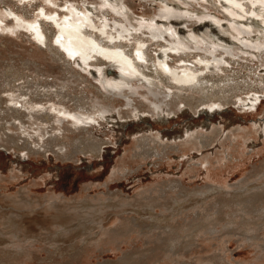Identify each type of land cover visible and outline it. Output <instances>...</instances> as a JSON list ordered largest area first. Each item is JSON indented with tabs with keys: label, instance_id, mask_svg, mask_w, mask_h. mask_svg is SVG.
<instances>
[{
	"label": "bare ground",
	"instance_id": "obj_1",
	"mask_svg": "<svg viewBox=\"0 0 264 264\" xmlns=\"http://www.w3.org/2000/svg\"><path fill=\"white\" fill-rule=\"evenodd\" d=\"M0 1L9 4L11 0ZM38 1L40 4L34 16L22 10L0 9V30L3 32L7 28L15 33L21 31L36 45H46L55 58L61 61L64 70L81 79L79 86L82 83L87 87L91 84L101 94L96 97L76 94L72 98L76 100V105L69 106L64 101L69 95L65 91L69 83H62L54 91L48 88L42 93H28L24 90L26 85L14 84L3 78L9 87L0 90V93L3 91L7 94L0 95V116L10 122L8 129L15 131V134H2L0 146L7 148V145L12 144L36 154L43 149L44 152L52 150L58 156L68 159L75 158L79 152H98L101 143L92 133L93 127L88 125L93 123V126L106 117L105 113L114 108L112 98L115 99V96L125 97L127 105L132 109L137 101L135 94L139 92L135 89V81L147 87L149 95L154 96L155 99H151L150 103H143L152 114L167 110L173 112L184 104L195 109L202 105L214 109V106H224L229 102L243 107L255 102L248 103V99L257 100V96L252 93L257 90L255 85L247 84L242 88L236 74L219 73L229 72L224 65L232 64L227 54H232L235 48L238 50L236 44L241 48L251 47L260 55L264 53V0H206L210 7L220 11L219 15L224 20L211 12L189 10L179 3L169 5L167 0H164L159 15L145 19L133 17L125 0H100L99 3L87 0ZM181 2L189 4L188 0ZM199 8L200 11L208 9L205 4ZM214 9L211 11L214 12ZM9 16L13 18L6 20ZM196 17L203 22L205 18H210L217 32L211 33L212 28L199 31L200 27L193 26L194 29L189 25L190 22L186 26L180 21L188 29L181 34V28L170 25L176 19ZM158 18H161V25L157 24ZM4 21H10L11 27L6 23L3 26ZM221 34L229 38H223ZM152 47L156 51L154 55L150 54ZM249 53L252 56L254 54ZM104 64L112 67L108 71L114 72L115 69V75L109 77L110 80L106 78L108 73L102 67ZM238 64L242 65L239 61ZM14 73L15 70L10 68L3 77L10 79ZM89 75L97 82H92ZM65 77L69 79V76ZM76 78L74 82H77ZM231 81L236 83L231 84ZM45 85L57 86L58 83L53 81ZM249 91L251 93L247 96H241ZM93 98L96 103L88 109L84 99ZM97 103L101 104L97 106ZM74 129L78 130L74 133L78 136L67 133L75 132ZM48 133L50 136L46 137ZM194 135L196 133H191L189 137ZM156 136L143 135L138 145L140 150L136 154L143 156L152 151L157 153ZM22 137L23 142L19 143L18 138ZM205 137L210 136L198 132V138ZM29 138L33 141L29 142ZM33 142L35 146L31 145ZM55 146H58L57 150ZM260 173V178L264 180V170ZM257 180L258 183L250 184L246 180L239 186L211 184L202 190L181 191L182 194L177 196L176 185L164 184L158 189L152 188L151 194L136 204L148 211V218L125 215L126 207L134 204V201L123 196L118 198L117 194H109L112 195L109 201L103 197H86L70 203V199L65 196L59 198L53 195L41 200L23 193L11 196V203L16 209L11 216L24 218L41 208L83 214L86 215L85 219H89L87 221H91V225L87 221L81 223L85 236L71 243L67 249L56 250V256L50 255V264H61L57 260L58 256L80 259L94 244L104 241L115 243L134 233L144 236L151 234L162 243L127 254L120 264H141L147 258L158 257L161 252L162 258L175 260L191 252L199 240L205 237L218 240L220 251L225 250L224 244L230 243L235 235L264 249V181L259 182V178ZM154 191L157 195L153 194ZM190 200L194 202L187 205L186 202ZM157 207L170 212L157 215ZM97 213L100 214L96 216ZM113 216L119 218V223L115 227H108V221ZM12 222L0 226V264L19 263L22 257L32 252L30 247L38 241L37 237H34L35 240L31 236L21 238L22 232L19 233L18 225Z\"/></svg>",
	"mask_w": 264,
	"mask_h": 264
},
{
	"label": "rangeland",
	"instance_id": "obj_2",
	"mask_svg": "<svg viewBox=\"0 0 264 264\" xmlns=\"http://www.w3.org/2000/svg\"><path fill=\"white\" fill-rule=\"evenodd\" d=\"M87 1L99 3L100 0ZM167 1L169 5L179 3L189 10L211 12L224 20L219 15L220 11L210 7L206 0H199L200 2L188 0L189 4L182 3L183 0ZM38 2V0H11L7 4L6 1H0V9L22 10L34 16L40 4ZM125 3L133 17L145 19L159 15L165 2L164 0H125ZM204 4L208 9L200 11L199 6ZM48 8L53 9L51 6ZM211 9H214V12ZM12 18L13 16H9L6 20ZM209 19L205 18L203 22L197 17L195 19L181 18L174 20L170 25L184 29L181 34L188 30L184 27V23L186 26L191 25L192 28L193 26L200 27V30L212 28L211 33L217 32V28ZM158 21L157 24L161 25V18H158ZM188 22H190L189 25ZM5 23L11 27L10 21H4L2 25L5 26ZM0 32V76H2L0 90L9 87L3 82V78H7L14 84L26 85L24 90L28 93L31 91L42 93L48 88L54 91L57 87H61L59 85L62 83H69V88L65 89L69 95L64 98L69 106L76 105V100L72 99L76 94L84 97L87 95L96 97L99 93L101 94L100 90L91 84L88 87L84 83L79 86L81 79L71 76V73L64 70L65 67L61 65V61L55 58L54 53L46 45H36L21 31L15 33L6 28ZM221 36L229 38L225 34ZM236 46L238 50L235 48L232 54H227L232 64L224 65L229 72L218 73L236 74L237 81L242 83V88L247 84L255 85L254 88L257 90L252 93L254 92L257 96V100L248 99V103L255 101L250 105L239 107L238 104L229 102L224 106H214V109L207 105L195 109L184 104L173 112L167 110L164 113L152 114L144 104L150 103L151 99H155L154 96L149 95L147 87L135 81V89L139 92L135 94L137 101L134 102L132 109L127 105L125 97L115 96V99L112 98L114 108L105 113L106 117L93 126V123L88 125L93 127L92 133L101 143L98 152H79L75 158L68 159L62 155L58 156L52 150L44 152L43 149L36 154L12 144H9L10 148H8L9 145L6 142L7 148L0 146V226L13 221L18 225L19 233L23 234L21 238L25 236H31L33 240H35L34 237L38 238L35 246L30 247L32 252L22 257V261L16 264H50L52 261L50 255L56 256V250L67 249L71 243L85 236L81 223L89 219H85L86 215H78L75 212L65 213L41 208H37V211L24 218L13 217L11 215L16 212V209L11 203V196L28 193L34 199L44 200L56 195L59 198L65 196L70 199V203H74L86 197H103L109 201V196L117 194L118 198L123 196L127 200L134 201V204L126 207L125 215L148 218V211L136 204L150 195L152 188L158 189L164 184L176 185L175 196H177L185 191L202 190L211 184L239 186L246 180L248 184L258 183V178L259 182L260 180L263 182L259 174L264 170V53L260 55L251 47L241 48L239 44ZM241 49L243 52L240 51ZM249 52L254 53L253 56ZM155 53V48L152 47L150 54ZM238 61L242 65H239ZM102 67L108 73H106L107 80H110L109 77L115 75V69L113 68L114 72L108 71L112 68L108 64ZM10 68L15 70L14 76L10 79L3 77ZM66 75L69 79H65ZM88 77L92 82H97L93 76ZM75 78L77 82H74ZM53 81L58 85L50 87L45 85ZM249 93L251 92L243 93L241 96H247ZM0 95L7 94L1 91ZM94 99H84L85 107L91 109L96 103ZM131 110L137 111L136 114H132ZM9 125L10 122L0 116V136L5 135V132L15 134V131L8 129ZM74 131L67 133L78 136L74 134L78 130L74 129ZM198 132L208 134L210 137L198 138ZM191 133L196 135L189 137ZM145 134L157 135L158 152L152 151L147 155L139 156L136 152L140 150L138 145ZM48 136H50L49 133L46 137ZM28 140L33 141L31 138ZM18 142H23V137L18 138ZM31 145L35 146L34 142ZM54 148L57 150L58 146ZM153 194L157 195L156 191ZM156 210L157 215L170 212L162 207H157ZM99 214L97 213L96 216ZM107 221L106 219L105 222ZM87 223L92 224L91 221ZM118 223L119 218L113 216L108 221V227H115ZM240 238L239 235L232 236L231 242L224 244L225 250L220 251L218 240L205 237L199 240L191 252H187L178 259L162 258L160 251L159 258L150 257L141 261V264H216L215 261L223 262V264H264V249ZM160 243L162 241L151 234L144 236L134 233L131 237L115 243L104 241L94 244L80 259L58 256L57 260L61 264H106V262L120 264L127 254Z\"/></svg>",
	"mask_w": 264,
	"mask_h": 264
}]
</instances>
